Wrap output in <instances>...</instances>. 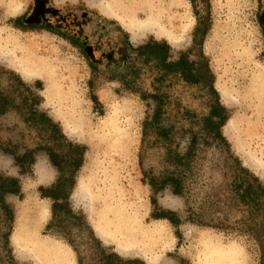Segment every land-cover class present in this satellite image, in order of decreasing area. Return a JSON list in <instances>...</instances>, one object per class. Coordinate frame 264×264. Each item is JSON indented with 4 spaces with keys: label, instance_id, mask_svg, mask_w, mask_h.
<instances>
[{
    "label": "rangeland",
    "instance_id": "1",
    "mask_svg": "<svg viewBox=\"0 0 264 264\" xmlns=\"http://www.w3.org/2000/svg\"><path fill=\"white\" fill-rule=\"evenodd\" d=\"M127 1L0 0V177L16 179L20 188L3 199L13 219L5 245L2 234L9 222L0 215V264H38L12 240L28 198L47 209L39 235L68 247L78 264L64 237L46 228L50 201L38 189L51 186L59 175L51 153L66 159L63 176L73 179L66 190L73 212L84 222L71 227L82 264H95L99 250L145 264H211L212 250L231 247L243 264H260L256 237L264 238V212L251 208L238 191L239 183L251 182L241 169L264 185V171L246 157L253 154L264 164V127L241 147L234 146L224 127L241 109L225 101L217 85L240 91L253 71L264 70V0H161L176 1L187 17L188 28L177 43L130 30ZM138 13L143 21L146 16ZM149 39L169 44V61L183 52L191 61H206L216 94L205 82L188 83L179 74L161 77L152 62L138 59L132 49ZM25 70L31 73L24 75ZM55 82L67 90L66 99L51 90ZM154 94L161 101L157 123L152 121ZM217 114L227 117L221 127L226 142L212 126L205 128L206 118L218 121ZM81 115L84 120L77 127L74 122ZM107 118L130 123L121 185L132 191L138 205L140 220L133 231H116L100 198L95 137ZM192 137L190 168L180 174L173 156L183 155ZM70 145L82 147L81 153H70ZM80 158L81 164L74 166ZM177 175L184 183L181 195L167 182ZM167 212L178 214L177 224L155 218Z\"/></svg>",
    "mask_w": 264,
    "mask_h": 264
},
{
    "label": "bare ground",
    "instance_id": "2",
    "mask_svg": "<svg viewBox=\"0 0 264 264\" xmlns=\"http://www.w3.org/2000/svg\"><path fill=\"white\" fill-rule=\"evenodd\" d=\"M127 2L130 10L129 16L132 17L128 28L137 35L153 32L156 36H165L166 39L173 43H177L183 38L182 34L187 30L188 22L186 15L179 11L181 6L176 1L163 3L161 0H157L155 4L153 0H128ZM98 5L103 8L99 2ZM138 11L146 16L143 21L138 19L140 15ZM173 32H178L179 35L175 36ZM48 64L46 63L45 67ZM38 66H40L39 70L44 69V65L41 63ZM23 73L24 75H29L31 72L25 70ZM32 74L38 75L35 71ZM45 74H48L47 68ZM217 88L220 96L225 101L229 104L237 105L241 109L240 114L232 115L224 127L226 137L234 146L241 147L242 142L246 143L249 139L257 136L258 132L264 127V70L257 69L253 71L240 91L228 90L225 86L218 87V85ZM51 90L65 99L68 97L67 90L65 92L62 91L56 82ZM75 106L77 104L71 100L72 111ZM248 112L249 114H247ZM83 120L84 118L81 115L76 118L74 123L78 127ZM101 126L104 127L102 132L95 137L96 149L99 152V154H96L95 168L99 169L97 172L100 173L99 181L102 186V196L100 195V198L103 202V208L115 220L116 231L119 232L123 229L133 231L139 219L138 205L134 202L135 199L132 198V191L130 189L126 190L121 185V180L123 179L121 176V169L123 168L121 164L126 155L127 146L130 144L128 132L130 123L123 122L118 124L116 120L107 118L102 122ZM100 148L101 151L99 150ZM246 157L251 161L253 167L264 171V164L257 160L253 154L249 155L247 153ZM46 212V207L35 204L29 198L27 199V202L22 207L15 233L12 235L15 247H18L25 255L33 258L38 264H73L72 252L68 247L66 248L53 239L39 235L38 227ZM98 232L102 236L104 235L100 228ZM113 233L116 232L114 231ZM140 237L142 236L140 235ZM121 248L127 249L124 246ZM212 257L211 264H243L241 255L235 247L214 249L212 250Z\"/></svg>",
    "mask_w": 264,
    "mask_h": 264
},
{
    "label": "trees",
    "instance_id": "3",
    "mask_svg": "<svg viewBox=\"0 0 264 264\" xmlns=\"http://www.w3.org/2000/svg\"><path fill=\"white\" fill-rule=\"evenodd\" d=\"M192 1V0H191ZM17 19L16 21H18ZM15 21V22H16ZM197 32L199 29L197 28ZM195 40V39H194ZM193 40V46H195V42ZM136 54V57L140 59L143 63L152 62L157 69L162 72L161 77L168 74H179L182 76L185 82L196 84V83H207L211 92L216 94V91L213 87V75L207 66L206 61H191L188 58V52H183L179 55L177 60L169 61V44L166 41H156L153 39H149L142 45H139L132 49ZM152 97L156 100V110L153 115L152 121L153 123H157L160 118V98L158 95L154 94ZM219 108L223 110L218 105ZM215 116V115H214ZM219 116L218 121H212V117H207L205 121V128L212 126L215 132V136L223 142H226L225 138L221 133V127L227 120L226 116ZM43 117V115H40ZM53 125V124H52ZM56 128V125H53ZM195 140L192 137L190 143L187 147L186 152L183 155L175 154L173 156V163L179 169L180 174L183 172H187L189 170L191 155L194 150ZM69 152L72 153L76 150L78 153H81L82 147L79 145H70ZM50 160L53 165H55L58 169L59 175L55 183H53L49 187H39V193L42 198L48 199L50 201V219L46 224L47 229H52L55 233L60 234L67 243L73 249L77 263L82 264V260L80 258L79 247L77 246L76 241L73 237H71V227L80 225V223L84 224L82 221L83 218L77 214H75L69 204V192H67L66 188H69L68 184L71 185L73 179L70 177L64 178L63 166H61L62 162L58 160V156L55 154H50ZM70 160V159H69ZM82 158L74 161V166L78 167L81 164ZM246 175L250 176L251 182L239 183L241 190L240 198L247 200L248 205L253 209H258L264 212V185L259 181V179L252 175L247 169H241ZM167 182L171 185V188L175 194L181 195L183 193L184 183L180 177L177 175L176 177H172L171 179H167ZM19 183L16 179L12 178H2L0 177V215L4 221L9 222V227L6 233L2 234V240L4 244L8 242L9 234L11 232V221L13 219V215L10 209L4 204V196L8 193H17L19 192ZM155 218H164L168 220L172 224H177L178 214L175 212H167L162 213L160 215H155ZM258 244L260 246V264H264V238L256 237ZM100 255H97V262L95 264H145L143 261L138 259H126L118 255L117 253L111 252L106 253L103 250H99Z\"/></svg>",
    "mask_w": 264,
    "mask_h": 264
}]
</instances>
